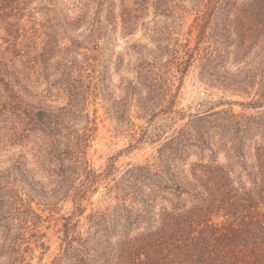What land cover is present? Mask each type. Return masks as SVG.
Listing matches in <instances>:
<instances>
[{
    "label": "rangeland",
    "instance_id": "374dc122",
    "mask_svg": "<svg viewBox=\"0 0 264 264\" xmlns=\"http://www.w3.org/2000/svg\"><path fill=\"white\" fill-rule=\"evenodd\" d=\"M136 2L28 0L18 26L0 20V264H74L60 258L70 246L82 250L76 240H93L91 214L117 207L109 189L154 163L176 130L219 111L244 114L245 122L264 111L250 105L260 85L249 86L245 59L236 63V36L218 27L221 9L212 13L210 0ZM223 43L231 53L209 59ZM206 121L210 147L203 157L195 148L185 153L187 171L262 141L251 130L238 142L231 120ZM81 140L84 161L108 176L72 216L81 180L65 179ZM115 221L111 248L127 225L119 216L105 224L114 229ZM117 260L111 249L92 264Z\"/></svg>",
    "mask_w": 264,
    "mask_h": 264
},
{
    "label": "trees",
    "instance_id": "16d2710c",
    "mask_svg": "<svg viewBox=\"0 0 264 264\" xmlns=\"http://www.w3.org/2000/svg\"><path fill=\"white\" fill-rule=\"evenodd\" d=\"M136 1L137 8L145 2ZM210 3L212 13L219 9L223 12L218 27H224L226 35L229 32L236 36L234 56L236 63L245 59L242 63L248 68L249 86L260 85L259 98L250 105L263 107L264 0ZM27 5L28 0H0V20L11 28L18 26ZM222 46L209 59L221 60L231 53L227 43ZM213 116L236 125L238 142L245 144L251 130L259 132L262 141H255L250 153L239 146L229 151L230 156L227 152L229 160L225 163L210 158L208 162H194L187 171L185 153L195 148L203 157L210 147L206 120ZM245 118L244 114L219 111L199 116L200 124L196 121L197 125L176 130L154 163L129 170L114 190L109 189L115 193L117 207L91 214L90 225L97 228L95 237L75 239L81 251L72 249L67 240L70 248L64 251L60 263L69 256L74 264H92L113 249L117 264H264V111L249 117L248 122ZM223 128L229 133V127ZM73 144L65 181L81 180L73 186L75 216L82 212L80 201L94 192L108 173H97L84 161L85 142ZM111 216H119L127 223L115 248L110 247L108 233H114L111 230H116L120 221L113 222L114 229L110 228L105 221ZM68 220L71 223L73 219ZM133 227L138 231L135 236ZM91 242L95 247L90 246Z\"/></svg>",
    "mask_w": 264,
    "mask_h": 264
}]
</instances>
